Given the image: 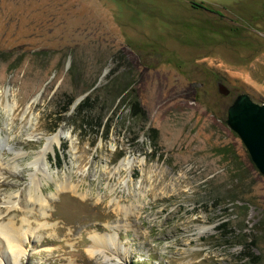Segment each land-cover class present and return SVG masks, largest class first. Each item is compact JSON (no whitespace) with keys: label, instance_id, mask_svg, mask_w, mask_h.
<instances>
[{"label":"rangeland","instance_id":"rangeland-1","mask_svg":"<svg viewBox=\"0 0 264 264\" xmlns=\"http://www.w3.org/2000/svg\"><path fill=\"white\" fill-rule=\"evenodd\" d=\"M240 94L264 104V0H0L17 264H264V175L226 124Z\"/></svg>","mask_w":264,"mask_h":264},{"label":"water","instance_id":"water-1","mask_svg":"<svg viewBox=\"0 0 264 264\" xmlns=\"http://www.w3.org/2000/svg\"><path fill=\"white\" fill-rule=\"evenodd\" d=\"M217 92L229 96L221 82ZM226 124L238 135L256 169L264 175V104L251 100L247 94L238 95L227 109Z\"/></svg>","mask_w":264,"mask_h":264},{"label":"bare ground","instance_id":"bare-ground-1","mask_svg":"<svg viewBox=\"0 0 264 264\" xmlns=\"http://www.w3.org/2000/svg\"><path fill=\"white\" fill-rule=\"evenodd\" d=\"M12 109H13V107L10 106L9 110L11 111ZM64 137H67V135L61 131H58L51 136L45 137L44 149L40 153V155H38L35 158L34 164H38L41 161V159H43V158H44L43 161L45 162L47 159V154H46L47 149L49 150L54 144L60 142V140ZM132 164H133V160H130V161L127 160V161L123 162L121 165L124 168H129ZM31 191L38 192V190L37 189L34 190V188ZM34 198H35V203H39V205L42 203L41 206L45 207L43 202H42L43 200H42V196L40 195V193H39V195L35 194ZM44 202H46V201H44ZM7 204H8L7 210L16 211V214H17L18 211L15 210L14 203H11L10 201H8ZM46 217L47 216L45 213L42 218L46 219ZM22 224L27 225V224H29V222L22 221ZM16 227H15V224L13 222H9L7 224L0 225V264L21 263V258L24 257V254L26 253V249H25L26 245L25 244L27 243L29 236L33 233L29 229L28 232L30 235H28V238L25 239V236L28 233L24 235L23 233H21V231H19L20 229L18 230ZM44 227H45V225H44ZM39 228H43V224H40ZM22 239H25L24 242L22 241ZM35 240L36 239H34V241ZM90 240L92 241L93 247L88 250V253L91 256H94V255L96 256L97 254H98V256H100L101 254L103 256V253H101L100 251L102 249H107V246L109 244L112 246L114 245V240L111 238L110 235L106 237V236H100V235L93 234L90 236ZM22 246L24 247V249H22ZM94 247H98V249H95ZM12 260H13V262H11Z\"/></svg>","mask_w":264,"mask_h":264},{"label":"trees","instance_id":"trees-1","mask_svg":"<svg viewBox=\"0 0 264 264\" xmlns=\"http://www.w3.org/2000/svg\"><path fill=\"white\" fill-rule=\"evenodd\" d=\"M56 157L59 158V155L56 153Z\"/></svg>","mask_w":264,"mask_h":264}]
</instances>
